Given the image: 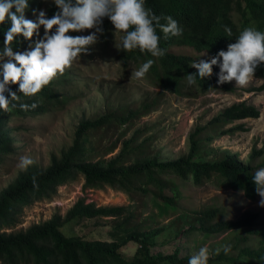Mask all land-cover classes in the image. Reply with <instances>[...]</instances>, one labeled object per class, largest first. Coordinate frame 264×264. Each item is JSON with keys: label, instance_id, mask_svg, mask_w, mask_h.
<instances>
[{"label": "rangeland", "instance_id": "obj_1", "mask_svg": "<svg viewBox=\"0 0 264 264\" xmlns=\"http://www.w3.org/2000/svg\"><path fill=\"white\" fill-rule=\"evenodd\" d=\"M49 7L45 0H39L31 9L43 8L47 12ZM26 17L32 19L31 10L26 12ZM89 31L79 35H87ZM119 39L118 32L113 33L107 43L100 37L89 52L78 56L62 75L51 81L58 98L55 106L40 115L10 118L8 126L12 129L14 143L12 152L5 155L0 164V193L25 172L17 167L20 156L30 155L35 161L28 169L46 170L52 157L59 159L76 140L82 145L83 163L100 168H105L125 147L128 154L123 158H133L126 163L128 167L144 160L166 163L184 158L190 152V136L197 129L207 128L212 118L225 108L240 102L258 108L259 118L206 130L196 137L199 151L194 160L214 161L226 155H237L239 161L247 165L253 149L264 150V90L256 91L264 80L251 77L243 87L235 86L233 80L229 82L235 88L233 94L213 92L181 98L161 90L148 73L141 79L132 76L131 72L139 66L133 63L123 66L118 57L120 51L114 47ZM24 47L27 43L20 50ZM171 53L209 59L184 45L174 46ZM103 117L109 121L102 128L80 133L78 137L81 123ZM238 126L245 131H232ZM209 137H213L211 143L206 141ZM260 162L256 161L253 166ZM180 186L177 193L165 187L163 196L172 198L168 203L159 198L158 186L145 185L142 178L125 193L106 185L86 188L84 178L79 175L59 188L54 198L33 202L21 209L16 224L1 229L0 234L15 235L58 216L61 218L59 231L65 238L97 244L115 243L119 246L118 254L128 262L136 260L135 253L140 247L134 238L145 241L152 254L178 253L180 258L187 259L202 245L211 250L220 244H231L228 255L221 252L211 260L222 254L221 257L234 256L232 248L242 236L249 237L248 244L254 246L255 237L247 232L205 236L198 226L208 209H217L219 219L232 222L246 213H257L260 226H264L260 198L249 201L240 192L207 184ZM78 201H83L85 206L94 205L95 209L121 208L123 214L119 218L77 216L69 219L67 214Z\"/></svg>", "mask_w": 264, "mask_h": 264}, {"label": "trees", "instance_id": "obj_2", "mask_svg": "<svg viewBox=\"0 0 264 264\" xmlns=\"http://www.w3.org/2000/svg\"><path fill=\"white\" fill-rule=\"evenodd\" d=\"M37 1L39 0H31L29 11L33 3ZM146 7L151 8L157 15H171L182 27V35L164 40L163 34L157 29V34L161 36L159 46L167 50L166 54L162 57H152L150 53H142L139 49L129 52L120 51L118 57L123 66L126 67L129 63L140 66L146 60L153 59L155 63L148 71L151 79L165 93L181 98L213 92L223 94L235 92V88L229 82L217 84L219 67L215 65L210 77L197 78L195 85H188L187 74L197 72L191 64L193 61L199 62V59L173 54L171 49L174 46L184 45L198 54H205L210 59L221 49L226 50L229 43H234L244 27L253 26L264 31V0H146ZM54 11V6H50L47 14L51 16ZM161 23L164 21L161 20ZM224 26L232 29L231 37L224 32ZM103 28L105 31L101 38L107 43L111 40L114 31L107 18L104 19ZM2 30L3 26H0V46L4 39ZM70 34L79 35V33ZM25 43L27 42L22 41L19 47L22 48ZM13 46H16L15 42ZM253 77L264 80V66L258 67ZM11 87L15 91L18 85ZM263 90L264 84L256 91ZM17 94L20 95V99L13 103L17 105L35 103L36 107L27 111L11 106L7 110H0V164L3 157L12 152L14 143L12 129L8 126L10 118L40 115L58 103L53 82L45 86L36 96L24 97L20 93ZM259 116L260 110L255 106L246 102L232 104L212 118L207 128L197 129L196 133L190 136L191 147L186 157L166 163H159L153 159L128 167L126 163L133 158L129 160L123 158L128 154L125 153L127 148L125 147L121 154L109 162L105 168L91 166L84 164L81 160V155L84 153L82 145L76 140L75 144L67 152L62 153L59 159L52 157V163L46 170L30 168L21 173L0 193V230L13 227L21 209L33 202L39 203L54 198L60 187L74 181L79 175L84 178L86 188H99L106 185L125 193L128 192L129 186L142 178L145 185L158 186L159 198L168 203L172 198L163 196L165 187L172 188L177 193L180 189L178 185L202 187L206 184L240 192L247 200L256 201L260 197L255 191L251 177L257 168L264 167L263 149H253L247 165L239 161L237 155H226L214 161H204L199 158L196 161L194 156L198 155L199 151L197 149L199 142L196 137L202 136L201 134L206 130L220 129L228 123L258 119ZM108 121V118L103 117L81 123L77 130L78 137L80 133L102 128ZM235 130L245 131L242 126L232 131ZM206 141L211 143L213 137H209ZM258 160H261L260 164L253 166ZM33 176L36 178L38 187L33 186ZM122 214L121 208L95 209L94 205L85 206L83 201H78L67 216L69 219L77 216L119 218ZM218 216L217 209L204 211L198 230L205 236H218L231 231L247 232L255 237V243L252 244L254 246L249 245L250 238L242 236L238 245L232 248L235 251L234 256L221 257L222 254L215 260L210 259L209 263L264 264V226H260L258 214L246 213L235 222L221 220ZM60 221L61 218L55 216L43 224L33 225L15 235L0 234V264H187L188 261L187 258H180L178 253L152 254L145 241L134 238L140 247L135 253L136 260L128 262L118 254L119 246L115 243L97 244L65 238L59 231Z\"/></svg>", "mask_w": 264, "mask_h": 264}, {"label": "clouds", "instance_id": "obj_3", "mask_svg": "<svg viewBox=\"0 0 264 264\" xmlns=\"http://www.w3.org/2000/svg\"><path fill=\"white\" fill-rule=\"evenodd\" d=\"M54 6L49 16L43 9L32 8V19L26 17L31 0H0V26H3V42L0 46V110L19 107L22 111L35 108L36 104L13 103L24 97H33L62 75L73 61L83 53L89 52L104 34V19L113 26V33H120L114 47L123 52L139 49L152 57H162L166 49L159 46L163 39L182 35L183 29L171 15H157L146 7V0H45ZM161 20L164 23H161ZM6 25V27H5ZM41 29L43 32L41 34ZM91 30L87 35H71ZM227 36L232 29L224 26ZM27 47L20 50V45ZM15 42V47L13 46ZM155 63L153 59L143 62L131 72L136 79L145 77ZM219 67L217 84L235 81V86L243 87L249 83L258 67L264 66V31L253 26L244 27L229 43L227 49L205 61H193L191 67L196 73L187 74L188 85H195L197 78L205 79L212 75L213 66ZM12 85H18L16 90ZM35 161L30 155H22L17 167L27 171ZM251 181L259 195V206L264 208V167L257 168ZM34 187H38L35 176ZM231 244H220L211 249L202 245L192 253L187 264H209L212 256L221 252L228 255Z\"/></svg>", "mask_w": 264, "mask_h": 264}, {"label": "built area", "instance_id": "obj_4", "mask_svg": "<svg viewBox=\"0 0 264 264\" xmlns=\"http://www.w3.org/2000/svg\"><path fill=\"white\" fill-rule=\"evenodd\" d=\"M61 188V187H60Z\"/></svg>", "mask_w": 264, "mask_h": 264}]
</instances>
